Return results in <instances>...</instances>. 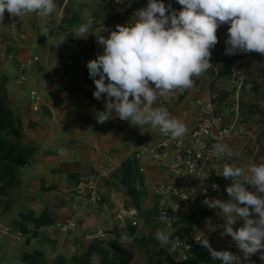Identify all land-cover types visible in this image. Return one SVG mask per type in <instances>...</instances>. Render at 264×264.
Here are the masks:
<instances>
[{
    "label": "crops",
    "instance_id": "0c3cea01",
    "mask_svg": "<svg viewBox=\"0 0 264 264\" xmlns=\"http://www.w3.org/2000/svg\"><path fill=\"white\" fill-rule=\"evenodd\" d=\"M56 0V13L41 18L35 13L10 17L5 10L0 21V264H200L213 261L208 251L196 249L183 262L172 252L173 239L195 236L212 245L221 239L223 218L219 210L203 204L193 213L192 204L180 205V221L165 231L155 213V189L163 182L160 169L147 155H135L154 146L158 129L132 126L115 117L103 124L95 114L105 101L93 97L87 62L102 54L95 34L110 22L126 25L128 13L103 0ZM167 6L175 0H164ZM147 0H136L135 8ZM94 17L92 31L79 38L78 28ZM50 28V40L41 26ZM227 25H221L217 33ZM110 30V29H109ZM115 30V29H111ZM211 63L218 66L226 56L211 49ZM219 62H218V61ZM217 61V63H215ZM251 64L227 77L214 79L209 69L194 78V86L175 92L167 108L189 132L190 118L218 93H228L224 125L233 126L235 136L227 141L236 156L221 163H264V73ZM238 72L244 75L238 89ZM41 97L37 112L31 110L28 93ZM131 99V97H130ZM160 106L158 101L154 107ZM188 132L185 134L187 135ZM240 132V134H238ZM184 135V136H185ZM259 149L253 158L254 148ZM168 162L171 159H166ZM226 183L219 198L230 199ZM95 185L100 200L86 204V187ZM211 186L196 181V189ZM217 199V198H216ZM169 205L173 202L167 195ZM82 216L77 217V208ZM74 220L67 234L56 226ZM239 222L233 225L238 227ZM157 230L168 232L169 244L154 238ZM17 233L21 236L17 237ZM220 251L219 249H214ZM264 264V261L261 260Z\"/></svg>",
    "mask_w": 264,
    "mask_h": 264
},
{
    "label": "clouds",
    "instance_id": "9594fccd",
    "mask_svg": "<svg viewBox=\"0 0 264 264\" xmlns=\"http://www.w3.org/2000/svg\"><path fill=\"white\" fill-rule=\"evenodd\" d=\"M175 3L181 9H174L171 3L166 6L164 0H147L146 7L136 11L131 22L108 30L107 38L92 31L94 17L79 26V38L95 34L103 49L86 65L95 86L93 97L105 101L104 109L95 114L98 123L112 119L114 112L116 118L132 126L148 125L177 140L188 132L186 125L171 116L167 108L154 105L177 91L191 89L194 78L213 66L211 49L218 43L216 33L221 25H228L225 55L250 52L264 55V0H175ZM5 10L10 17L35 13L48 18L56 13L57 23L60 22L56 0H0V21ZM50 30L41 26L47 40L51 37ZM212 155L229 159L236 156L224 142L213 145ZM217 175L232 181L225 189L230 199L206 198L203 204L219 210L224 220L220 235L231 237L243 259L228 250H214L203 234L196 241L208 250L213 261L219 259L221 264H247L257 253H261L260 259L264 261V163L240 166L224 163ZM246 184L254 191H249ZM211 187L219 190L215 183ZM237 221L243 224L234 230ZM154 238L161 246L169 244V235L164 231L157 230Z\"/></svg>",
    "mask_w": 264,
    "mask_h": 264
},
{
    "label": "built area",
    "instance_id": "2783aa9c",
    "mask_svg": "<svg viewBox=\"0 0 264 264\" xmlns=\"http://www.w3.org/2000/svg\"><path fill=\"white\" fill-rule=\"evenodd\" d=\"M65 0L64 3H67ZM113 7H120L122 10L128 13L130 20L133 18V14L138 11L135 8L136 0H103ZM182 6L175 4L174 9L179 10ZM116 23L110 22L104 26H99V29H115ZM211 62V61H210ZM212 64V63H211ZM213 66L210 70L213 72L214 77L217 74V67ZM238 89L242 88V82L244 81V75L238 72ZM95 88L92 81L88 89ZM174 93L167 100H158V104L165 108L171 106L174 100ZM28 98L31 102V110L37 112L41 104V97L35 91L28 93ZM223 102L221 104L213 103L211 101L199 106L198 115L190 118V127L187 135L173 140L170 136H165L161 133V138L154 146L140 151L135 155V159H139L143 155H147L150 160L160 169L163 182H161L155 189V194L158 199L155 203V213L159 223L166 229L172 230L180 221L179 208L181 203L189 202L192 204L193 213H202L204 208L201 205L200 198H206L207 196H213L219 199L223 192L226 183L222 176L217 175L220 171V165L224 161L225 157H217L212 155L213 145L217 142L227 143L235 136L236 132L233 130V126L224 125V112L228 111V107ZM240 134V132L238 133ZM259 153V149L254 148L252 157L255 158ZM170 158L168 162L166 159ZM204 175H208L203 179ZM202 180L204 183L210 182L219 185V190L214 191L212 187L203 188L201 190L196 189V181ZM230 183L232 181L230 180ZM249 191H254L251 185H245ZM86 206H96L100 200L98 189L95 185L91 184L86 187ZM172 197L173 202L169 205L166 200V196ZM241 206H244L243 204ZM77 217L82 216V207L77 208ZM253 218H256L253 216ZM239 226L234 230L242 226L243 221H238ZM75 227L74 220H70L65 224H58L56 229L62 233L67 234ZM17 237L21 234L17 233ZM199 236L186 238V239H173L169 248L172 252H179L178 258L187 262L192 258V254L196 249L208 251L202 247L196 239ZM213 249H219L220 251L228 250L234 255H237L243 259V253L235 246V242L230 236H223L221 239L216 240L212 245ZM261 253L252 255L249 258L247 264H263L260 259ZM200 264H221V261L211 262L202 261Z\"/></svg>",
    "mask_w": 264,
    "mask_h": 264
},
{
    "label": "trees",
    "instance_id": "16d2710c",
    "mask_svg": "<svg viewBox=\"0 0 264 264\" xmlns=\"http://www.w3.org/2000/svg\"><path fill=\"white\" fill-rule=\"evenodd\" d=\"M251 64L261 65V72L264 73V55L256 52L241 53L232 56L226 55L218 64L217 74L214 79L227 77L232 71L243 69ZM227 97L228 93H218L216 97L211 99V102L221 104L226 101Z\"/></svg>",
    "mask_w": 264,
    "mask_h": 264
},
{
    "label": "rangeland",
    "instance_id": "374dc122",
    "mask_svg": "<svg viewBox=\"0 0 264 264\" xmlns=\"http://www.w3.org/2000/svg\"><path fill=\"white\" fill-rule=\"evenodd\" d=\"M227 28H228V25L225 26L223 29H222V33H218L217 34V37H218V43L215 45V47L213 49H218L221 54L224 53V48H225V40L227 38ZM218 61V60H217ZM217 61H215V63H217ZM219 62V61H218ZM221 62V61H220ZM219 62V63H220ZM165 231H167V229H165ZM165 233H168V232H165Z\"/></svg>",
    "mask_w": 264,
    "mask_h": 264
}]
</instances>
